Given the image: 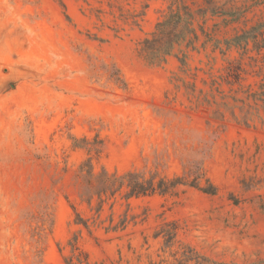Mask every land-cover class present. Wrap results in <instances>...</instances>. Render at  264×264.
Masks as SVG:
<instances>
[{"label": "rangeland", "instance_id": "rangeland-1", "mask_svg": "<svg viewBox=\"0 0 264 264\" xmlns=\"http://www.w3.org/2000/svg\"><path fill=\"white\" fill-rule=\"evenodd\" d=\"M0 264H264V0H0Z\"/></svg>", "mask_w": 264, "mask_h": 264}, {"label": "trees", "instance_id": "trees-1", "mask_svg": "<svg viewBox=\"0 0 264 264\" xmlns=\"http://www.w3.org/2000/svg\"><path fill=\"white\" fill-rule=\"evenodd\" d=\"M159 25H163V24L160 23ZM147 48L148 47H145V49ZM174 183H176V181H172L170 184L173 185ZM123 184H125L126 187L128 188V192H127L128 197L133 195L137 196L140 194L143 195L150 194L156 191L163 193L166 192L167 190V187H165V181L163 179H160L155 184L152 179L142 180L139 174L133 172H127L126 174L120 177L119 186H122ZM190 184L195 187L198 186L197 183L195 182H192ZM202 190L205 192H213V189L203 188Z\"/></svg>", "mask_w": 264, "mask_h": 264}]
</instances>
